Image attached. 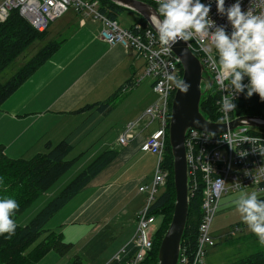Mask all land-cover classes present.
<instances>
[{"label": "crops", "instance_id": "crops-1", "mask_svg": "<svg viewBox=\"0 0 264 264\" xmlns=\"http://www.w3.org/2000/svg\"><path fill=\"white\" fill-rule=\"evenodd\" d=\"M132 15L135 18L124 27L138 18L136 13ZM58 18L49 24L46 39L61 42L59 48L0 105V145L9 157L30 158L45 150L47 142L54 144L64 138L67 131L85 136L94 124L101 125L110 115H117L105 131L112 139L104 140L103 149L116 150L117 155L67 204L72 208L58 230L65 242L77 244L76 251L87 263L107 264L130 243L137 213L145 204L146 194L137 189L145 184L148 172L135 177L128 163L143 151L141 144L154 130L143 135L146 126L138 129L137 124L143 119L148 125L152 123L144 117V110L158 100V95L152 90L151 80L143 83L142 79H135L142 74L139 71L145 66L144 59L133 49L103 41L99 21L76 12L65 23V28L69 27L65 35L60 40L49 39L50 35H61L60 24L55 22ZM115 92V104L107 114L87 107L107 100ZM81 117L85 121L79 127ZM66 119H73L74 123ZM129 123H134L129 130L132 136L120 144L118 138ZM8 146L11 151H7ZM136 199L139 203L131 205ZM119 225L121 230L131 227V238L115 248L117 233L109 237L108 229ZM87 232L93 233L88 240Z\"/></svg>", "mask_w": 264, "mask_h": 264}, {"label": "built area", "instance_id": "built-area-1", "mask_svg": "<svg viewBox=\"0 0 264 264\" xmlns=\"http://www.w3.org/2000/svg\"><path fill=\"white\" fill-rule=\"evenodd\" d=\"M203 2H212L210 15L217 24L224 25L231 31L226 18L216 13L214 0ZM232 2L234 0H226V6ZM241 3L242 10L250 7L255 14H264V0H241ZM69 7L79 14L88 15L99 21L101 26L99 34L103 41L109 45L120 44L133 49L138 57L143 58L145 66L142 74L136 77V81L150 76L152 90L158 95V100L144 111V117L149 122H156L157 126L140 146L141 150L156 155V166L150 183L138 187V192L146 194V200L137 213L136 230L130 241L136 247V251L125 263L141 264L152 248L153 237L159 227L155 224L156 217L148 210L167 177V170L162 169L161 164L168 136L171 101L176 90L171 78L181 79V63L170 47L160 44L158 35L150 26L147 28L140 22H134L128 27H120L117 20H111L99 11L97 0H0V22L5 20L12 8H18L19 13L32 26L44 31L51 21L62 15ZM203 39L205 38L197 34L187 44L204 67L202 72L204 89L201 85L203 94L210 85L212 92H216L215 102L219 121L215 123L228 125L233 119L242 116H248L250 121L263 123L264 118L256 115L234 114L236 103L243 94H233L226 81L223 84L218 83L217 54L211 40L207 39L202 45L199 41ZM133 124L129 123L125 133L118 138L120 144H125L132 136L129 130ZM184 144L188 201L198 192L202 197L201 220L197 227L198 242L190 262L203 264L206 249L214 245L209 227L222 195L228 190L263 189L260 184L264 182V127L244 123L221 132H208L190 127L185 132ZM240 152H245L246 155L240 156ZM124 248L114 258H119ZM177 264H189V259L180 253Z\"/></svg>", "mask_w": 264, "mask_h": 264}, {"label": "trees", "instance_id": "trees-1", "mask_svg": "<svg viewBox=\"0 0 264 264\" xmlns=\"http://www.w3.org/2000/svg\"><path fill=\"white\" fill-rule=\"evenodd\" d=\"M97 1L99 3V11L111 20H117V15L121 11L127 10L111 0ZM143 1L152 5L155 10L158 8V5L153 1ZM137 17L135 22H140L144 27L149 28L144 18ZM46 35L47 29L44 31L37 30L19 13L18 8H12L5 20L0 22V73L34 42L46 39ZM60 44L61 42L58 41H48L44 46L39 47L37 52L18 68L7 81L0 82V105L59 48ZM117 93L115 92L105 101L87 107L89 109L95 108L100 113L107 114L115 104ZM216 97V92H212V86L210 85L201 96L199 102L201 114L212 122L219 121L215 102ZM236 104L235 115H256L264 118V102H261L257 95L254 94L251 98H245L243 95ZM72 149L73 145L71 142L63 138L55 145L47 142L44 152L35 153L30 158H12L5 154L4 146L0 145V177L3 178V183L0 184V197H12L18 202L20 207L14 219L49 190L71 168L76 158L67 160L66 157ZM116 155V150L101 152L64 186L54 198L46 203L32 219L28 220L25 225L17 224L15 234L10 239L0 236V264H36L51 251L61 257H66L73 250L76 251L77 244L65 242L62 233L53 229H45L44 227ZM172 163L173 157L167 139L161 164L162 169L167 170L166 181L163 187L159 189L160 192L156 193L148 210L156 218L157 216L160 217L159 227L154 234L152 248L141 264L158 263V246L172 218L175 202ZM260 186L264 188V182ZM241 191L243 189L228 190L227 193ZM258 198L264 199V194L258 196ZM201 202L202 197L199 192L190 198L187 219L180 241V253L189 259V264H193L190 261L193 258L198 242L197 227L201 220ZM217 211L218 208L209 227L211 235V227ZM241 227L240 225L235 226L231 233L241 230ZM45 231L44 239L36 243V240ZM212 237L215 245L216 240L213 235ZM211 247L206 249V254ZM135 251L136 247L130 242L125 246L124 252L119 255V258H112L107 264H125L133 257ZM66 264H83V257L76 251L73 259L70 262H66ZM226 264H264V252L256 251L235 262Z\"/></svg>", "mask_w": 264, "mask_h": 264}, {"label": "clouds", "instance_id": "clouds-1", "mask_svg": "<svg viewBox=\"0 0 264 264\" xmlns=\"http://www.w3.org/2000/svg\"><path fill=\"white\" fill-rule=\"evenodd\" d=\"M155 3L159 18H154V27L161 45L172 47L178 42L194 39L197 34L205 38L199 41L202 45L210 39L218 57V83L226 81L233 94H243L245 98L255 94L264 102V14H255L250 7L242 10L241 0H234L228 6L226 0H214L216 13L226 18L231 28L229 31L210 15L212 2L155 0ZM171 79L176 88L187 93L188 83ZM239 155L246 153L240 152ZM234 203L242 222L264 245V199L258 198L255 191L242 192ZM19 207L16 199L0 197V236L10 239L15 234L17 223L14 217Z\"/></svg>", "mask_w": 264, "mask_h": 264}, {"label": "rangeland", "instance_id": "rangeland-1", "mask_svg": "<svg viewBox=\"0 0 264 264\" xmlns=\"http://www.w3.org/2000/svg\"><path fill=\"white\" fill-rule=\"evenodd\" d=\"M133 13L134 12L131 10L121 11L117 15L118 25L120 27H124L125 23L135 18V16L132 15ZM61 16H62L61 18H58L55 21L58 23V25L60 24L58 28L61 31V35L59 36L50 35L49 39L60 40L65 35L64 32H66L69 29L68 26L65 28L66 26L65 23L67 22V20H69V18L76 16V12L71 7H69V9L66 12H64ZM53 22L54 20L51 21L50 24H52ZM52 33H55V31H52ZM46 42H47V39H45L44 41L34 42L32 45H30L23 52V54H21L17 59L11 62L0 73V82L7 81L16 72V70L20 68L25 62H27L30 59V57L35 53V51ZM143 69L142 68L140 69L139 74L143 72ZM143 79H142L143 83L148 80L152 81V78L150 76H145ZM204 83L205 82L203 80L201 82L203 89L205 87ZM116 118H118L116 114L110 115L109 117L103 120L101 125L100 123L94 124L93 130H89L85 136H83V134L77 135L75 134L76 132L74 131H72V135L67 134L69 131L65 132L66 135H64V138L67 139L69 142H71V144L73 145V149L67 155L66 159L70 160L72 158H76V160L74 161L71 168L67 172H65L49 190L43 193L21 215L15 218V221L17 224L25 225V223H27L28 220L32 219V217H34V215L44 205H46V203H48L52 198H54L64 186H66L95 157H97L103 151V149H105L106 146H104V144L106 142L104 140L109 139V138L112 139V135L109 136V134H106L105 131L107 130V128H109V126L114 124V120ZM79 119H82V120H79L78 122L79 127H80V125L84 123L85 118L81 117ZM66 120H68L69 123H72V124L74 123L73 119H66ZM137 125H138V129H140L141 126H146L143 131V135H148L153 129H155L156 122H152L150 125H148V122H146L145 119H143V121L140 120ZM64 128L65 127H62L61 129H64ZM76 137H77V140H76ZM62 139L63 138H61L60 140ZM60 140L52 144L55 145ZM11 149L12 147L8 146L7 151H11ZM44 151L45 150L39 151V152H44ZM154 156L153 154L148 153V151H145V152L140 151L128 163V165L131 166L132 171L135 172V177H136V174H138L139 176L140 174H144L148 172V177L145 178V180H143L145 182L142 181L145 184L150 183L152 179V170H154L153 168L156 164V157ZM129 175L132 176V172ZM159 192L160 190L158 191V193ZM242 192L251 193L253 191L243 190L241 192H229L226 195L225 194L222 195L220 199V204L218 207L217 214L213 220L212 227H211V233L216 240V244L208 250L206 257L204 259V264L232 263L256 251L264 252V245H261L258 242L257 237L254 234H252L251 231L248 229L247 225L242 222V218L235 207L234 201L239 197V195ZM256 193L258 196L264 194V188L262 190H259ZM139 201H140L139 199H136L132 202L131 205H137ZM69 202L66 203L64 207H62L46 223L44 227L45 229L53 228L56 232H58L59 228L62 226V225L59 226V224L61 223V221H63L67 213L72 208V206L67 205L69 204ZM142 205H143V202H142ZM159 218L160 217L157 216L155 220L156 225H158L160 222ZM238 225L242 226L241 230L231 233L234 227ZM120 226L121 225L114 226L112 230L108 229L109 237L114 236L117 233L116 239L113 242V244H115V248H119L121 244L126 243L131 238L130 237L131 227L127 225L126 228L121 230ZM45 235H46V231L36 240V243H39L41 240H43ZM92 235H93L92 232H87L85 234V237H86L85 239L87 240L90 239ZM75 253L76 251L73 250L66 257H61L54 251H51L50 253H48L49 255L48 254L45 255L36 264H63L66 262H70L73 259ZM83 264H90V263H87L86 259H83Z\"/></svg>", "mask_w": 264, "mask_h": 264}, {"label": "water", "instance_id": "water-1", "mask_svg": "<svg viewBox=\"0 0 264 264\" xmlns=\"http://www.w3.org/2000/svg\"><path fill=\"white\" fill-rule=\"evenodd\" d=\"M113 3L131 10L144 18L156 32L154 18H159L152 5L142 0H111ZM181 63L182 76L180 80L190 85L187 93L176 88L171 101L168 124V145L173 157L172 173L175 188V202L171 221L165 231L157 252V264H177L180 254V241L188 214L187 195V161L184 144L185 132L188 128H196L208 132H221L226 128L233 129L247 123L264 127L263 123L248 120V116L233 119L228 125L207 120L199 110V102L203 91V64L190 50L187 42H178L170 47ZM245 120V121H243Z\"/></svg>", "mask_w": 264, "mask_h": 264}]
</instances>
